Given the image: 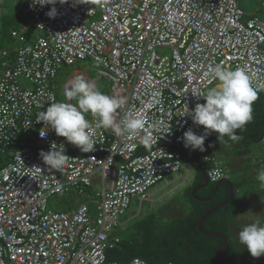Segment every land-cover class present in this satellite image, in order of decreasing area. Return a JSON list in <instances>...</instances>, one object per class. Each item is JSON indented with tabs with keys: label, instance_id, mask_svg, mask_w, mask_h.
<instances>
[{
	"label": "built area",
	"instance_id": "1",
	"mask_svg": "<svg viewBox=\"0 0 264 264\" xmlns=\"http://www.w3.org/2000/svg\"><path fill=\"white\" fill-rule=\"evenodd\" d=\"M28 4L41 33L27 42L24 31H14L22 44L13 60L0 63V154L10 155L0 169V264H120L108 260L107 250L121 239L114 233L121 216L133 197L148 199L150 187L181 170L174 144L184 146L189 129L203 133L185 113L206 103L194 94L216 87L212 69L243 68L253 88L264 89V18L243 20L238 0H70L55 5V18L47 15L53 5ZM159 47L171 53L161 55ZM88 59L111 79L109 95L122 101L117 123L140 117L145 127L117 136L96 127L89 113L96 150L83 153L37 116L58 102L59 72ZM53 142L63 143L69 156L62 172L50 171L40 158ZM204 159L212 163V181L228 176L216 156ZM97 172L96 215L85 202L49 208L53 196L72 186L84 195ZM127 264L150 263L134 257Z\"/></svg>",
	"mask_w": 264,
	"mask_h": 264
},
{
	"label": "clouds",
	"instance_id": "2",
	"mask_svg": "<svg viewBox=\"0 0 264 264\" xmlns=\"http://www.w3.org/2000/svg\"><path fill=\"white\" fill-rule=\"evenodd\" d=\"M32 2L33 6L53 5L47 15L50 18H55L58 15L55 5L57 3L66 4L69 3L70 0H32ZM72 2L74 5L91 4L93 0H72ZM28 3L29 0H24L25 6L23 8V13L30 14V22H24L22 30L15 28L11 30V36L14 38V45L10 46L5 44L2 47L3 52L0 63L5 59L13 60L16 50L22 44L13 34L14 31H24L27 36V42H32L34 38L41 33L37 27V18L34 12L29 9ZM245 16H247L246 12ZM31 23H34L35 27L33 38H29V31L33 25H31ZM33 33H31V35ZM16 45L17 47L15 48ZM84 61L93 63L97 71V65L92 60L88 59ZM212 73L214 78L218 81L216 87L211 88L205 94H194L197 98L206 100V103H198L194 109L185 113L191 116L193 123L198 126H203L204 128L203 133L200 135L195 134L191 129L183 134L182 139L185 148H190L193 151H206L205 140L213 132L218 133L217 139L222 146L224 145L225 137H228L232 141H236L239 138L237 131H243L247 123L252 120V105L258 98L257 91L253 88L250 77L243 68L226 70L218 65L212 69ZM87 76L90 78L89 75ZM87 76L85 75V78H87ZM75 77L68 80L74 81L64 91V96L69 102H53L47 107L46 111L38 114L37 122H43L45 125L44 128H47L48 131L54 130L57 136L66 138L68 143L79 148L83 153H92L96 150L94 129L88 120L89 113L92 117L98 119L96 127L110 129L117 136L123 133H127L129 136H135L140 130L144 129L145 123L140 117L129 118L126 121L117 123L116 112L121 106L122 101L101 92L95 84V80L92 82L90 80ZM72 100H76V103H71L70 101ZM86 115L88 116L86 117ZM46 134L47 131L40 132L42 138H44ZM209 147H214V145L210 144ZM214 156L221 160L224 168L228 170V176L223 178H229L232 181L231 170L225 165L222 160L223 157ZM40 158L43 160L44 164L48 166L50 171L59 172L63 171L69 161L65 145L63 143L57 145L56 142L51 144L49 151L41 150ZM201 158L204 159V155ZM36 170L43 171L38 166H36ZM208 171H206L207 175ZM257 179L262 183V186H264V170L259 172ZM209 181L216 183L218 180L212 181L209 178ZM262 202H264V200H262ZM64 209L66 210V208ZM239 242L246 246L252 257L259 258L264 256V226H260L259 221L245 226L243 230L239 232Z\"/></svg>",
	"mask_w": 264,
	"mask_h": 264
},
{
	"label": "trees",
	"instance_id": "3",
	"mask_svg": "<svg viewBox=\"0 0 264 264\" xmlns=\"http://www.w3.org/2000/svg\"><path fill=\"white\" fill-rule=\"evenodd\" d=\"M13 20L12 15L6 14L4 25L6 29L12 27ZM34 30L35 27L32 25L29 31L30 35ZM257 96L258 98L252 105V120L247 123L243 131H237L239 138L232 141L225 137L222 146L217 139L218 133L213 132L205 140L206 151L198 150L200 158L207 154L223 158L234 155L247 157L250 163L254 162L251 154L256 152V150L254 151V148L258 147L256 144L264 141V89L257 91ZM210 144L214 147H209ZM174 147L181 152L182 158L188 157L197 170L195 180L184 190L187 212L168 220L161 219L158 213L153 211L134 218L129 226L116 231L121 239L113 248L107 250L108 260L127 264L132 258L140 257L150 264H165L167 262L173 264H226L216 253V249L223 243V240L204 234L198 228L197 222L199 217L209 208L228 198L229 185L222 183L215 197L211 200L196 199L192 194V187L204 182L203 175L189 154L177 146ZM9 158L8 153L0 154V169L8 163ZM200 160L205 171H208L211 162L205 161L203 158ZM259 162L261 166H264V159ZM251 166L252 164L248 165L246 169H250ZM230 170L231 173L234 172V175L237 174L236 169ZM249 181L250 178L247 177L232 178L234 197L227 205L204 220L201 225L206 231H220L227 236L228 247L225 257L234 260L237 264H250L253 258L246 246L240 242L237 243L231 233L232 223L236 221L245 208V198L242 192ZM214 187L215 183L210 182L206 187L196 191V195L200 197L210 196ZM83 197L87 201L94 199L91 194H84ZM65 208L69 209L70 206L67 205ZM260 223L264 226V218L260 220ZM255 264H264V262L257 260Z\"/></svg>",
	"mask_w": 264,
	"mask_h": 264
},
{
	"label": "rangeland",
	"instance_id": "4",
	"mask_svg": "<svg viewBox=\"0 0 264 264\" xmlns=\"http://www.w3.org/2000/svg\"><path fill=\"white\" fill-rule=\"evenodd\" d=\"M24 1V0H22ZM9 0H5L3 5L4 13H9L13 6H6ZM262 0H260V3ZM11 5V4H10ZM262 5V3H261ZM25 4H21L19 11H12L9 13L14 18L11 23L12 27H6L0 25V60L2 59V47L6 45H14V38L11 36L12 29L22 30L24 22H30V14L23 13ZM11 8V9H10ZM15 9V7L13 8ZM243 20H247L251 16H259L264 18L263 12H253L247 14ZM34 26V23H31ZM34 33L29 35V38H33ZM17 45L15 46V48ZM157 51L161 55H168L171 53L170 48L159 47ZM1 75V72H0ZM85 75L89 77L85 78ZM76 76V77H75ZM83 78L93 82L98 86L101 92L105 94H111L112 81L106 75H101L95 70V65L90 61L79 62L76 65L68 66L64 68L56 79V90L58 94V102H69L64 96L65 84L71 78ZM75 104L76 100L70 101ZM88 115H86L87 117ZM257 148H254L256 152L251 154L254 162L250 163L247 157L237 156H225L222 158L225 165L230 169H236L237 174L234 175L232 172L231 179L233 178H250V181L243 189L242 195L245 198V208L241 211L240 215L235 222L232 223L231 233L235 238L236 242L239 243V232L243 230L245 226L262 220L264 218V186L257 179L258 174L261 170H264V166L260 165V160L264 159V141H262ZM183 166L180 171L168 174L164 180L158 184L150 187L148 190V199L140 201L138 197H133L131 205L127 212L121 216L120 227L118 229H124L131 224L134 218L144 215L150 211L158 213L163 220H168L174 216H181L187 212V202L185 200L184 190L190 185L194 176L197 175L196 168L192 165V162L188 157L182 158ZM252 164L250 169H246L248 165ZM253 171V172H252ZM252 174H251V173ZM94 182V189L88 190L85 194H96V191L101 189V175L99 172L92 177ZM83 195L78 194V186H72L68 191L61 193L60 195L53 196L49 201V208L64 209L68 204H73L75 201L80 200ZM183 212V213H182ZM94 215H96V207H94ZM260 226L261 223H260ZM117 229V230H118Z\"/></svg>",
	"mask_w": 264,
	"mask_h": 264
},
{
	"label": "water",
	"instance_id": "5",
	"mask_svg": "<svg viewBox=\"0 0 264 264\" xmlns=\"http://www.w3.org/2000/svg\"><path fill=\"white\" fill-rule=\"evenodd\" d=\"M174 145L179 147V148H181L183 151H185L187 154H189V156L193 159L194 163L196 164V166L198 167V169L201 171V173L203 175L204 182L196 184L195 186L192 187V194L195 196L196 199L203 200V201L211 200V199H213L215 197V195H216V193H217V191L219 189V186L222 183H227L229 185L230 193H229L228 198L226 200L220 202V203H217V204L213 205L206 212H204L199 217L197 225H198V228L200 229V231H202L204 234H207L209 236L216 237V238H219V239L223 240V243H221L220 246L216 249V253H217V256L224 263H226V264H237L234 260L228 259L227 257H225V254H226V251H227V247H228V238H227V236L224 233L220 232V231H206L201 226L202 222L204 220H206L210 215H212L218 209L224 207L225 205H227L231 201V199L233 198V195H234L232 181L229 178H223L221 180H218L215 183L214 191H213V193L210 196L200 197V196L196 195V191H198L199 189H201L203 187H206L209 184V182H210L209 178H208V175H207L206 171L204 170V168H203V166L201 164V161H200V158H199V154H198V150H196V151L189 150V149L185 148L184 146H182V145H180L178 143H175ZM142 150H141V152H142ZM257 260H261V261L264 262V256L259 257V258H254L253 257L251 262H250V264H255Z\"/></svg>",
	"mask_w": 264,
	"mask_h": 264
},
{
	"label": "crops",
	"instance_id": "6",
	"mask_svg": "<svg viewBox=\"0 0 264 264\" xmlns=\"http://www.w3.org/2000/svg\"><path fill=\"white\" fill-rule=\"evenodd\" d=\"M23 2L24 1H22V0H9V2L6 4V6H8V7L9 6L10 7L13 6L12 10L9 13H11L12 11L19 10V8H20L21 4H23ZM239 2H240L241 7L245 10L246 14L251 13V11H253V12H263L264 13V7H263V5H261L260 0H239ZM4 4H5V0H0V25L1 26L5 25V16H6V14L10 15L9 13L2 14V13H4V10H3V5ZM14 7H15V9H13ZM91 188L94 189V185ZM79 202H85V203L88 202L89 206L94 207L93 206L94 201H87V199H84V197H82L80 200L75 201L72 205L68 204V206H70L69 209L73 208L75 206V203H79ZM118 230H121V228L118 229ZM116 231H117V229L114 231V233H116Z\"/></svg>",
	"mask_w": 264,
	"mask_h": 264
},
{
	"label": "flooded vegetation",
	"instance_id": "7",
	"mask_svg": "<svg viewBox=\"0 0 264 264\" xmlns=\"http://www.w3.org/2000/svg\"><path fill=\"white\" fill-rule=\"evenodd\" d=\"M195 180V176H194V178H193V180H192V182ZM210 183V182H209ZM199 184V183H198ZM209 185V184H208Z\"/></svg>",
	"mask_w": 264,
	"mask_h": 264
}]
</instances>
